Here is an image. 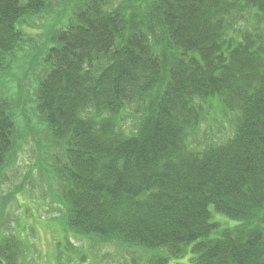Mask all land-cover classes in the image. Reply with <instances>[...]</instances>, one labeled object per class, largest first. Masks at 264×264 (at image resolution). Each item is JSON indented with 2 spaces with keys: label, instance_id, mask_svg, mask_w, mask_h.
Here are the masks:
<instances>
[{
  "label": "trees",
  "instance_id": "trees-1",
  "mask_svg": "<svg viewBox=\"0 0 264 264\" xmlns=\"http://www.w3.org/2000/svg\"><path fill=\"white\" fill-rule=\"evenodd\" d=\"M79 1L41 46L24 28L52 1L0 0V194L31 135L68 232L131 264H264V0ZM23 239L0 232V264Z\"/></svg>",
  "mask_w": 264,
  "mask_h": 264
},
{
  "label": "rangeland",
  "instance_id": "rangeland-1",
  "mask_svg": "<svg viewBox=\"0 0 264 264\" xmlns=\"http://www.w3.org/2000/svg\"><path fill=\"white\" fill-rule=\"evenodd\" d=\"M51 1L53 9L43 12L42 17L28 20V26H25L24 31L29 45L39 43L43 46L45 36L53 30L54 25L60 22L62 12H72L74 5L80 3L79 0ZM122 1L111 0L113 5ZM42 69L35 67L33 74L24 81L30 94H34L32 89L35 82L42 76ZM215 104L221 105L219 101H215ZM221 117L218 113L219 120ZM218 122L209 121L217 134L219 130L222 135L221 128L223 133L229 131L228 127L224 126L227 123L225 119L223 121L221 118L222 126L216 124ZM219 137L220 135H217L215 138ZM39 139L36 140L31 135H27V138L22 140L18 150V160L5 172L4 185L0 194V232H17L28 244L27 255L20 264H59L57 260L59 242L66 244L71 242L89 252L83 260L72 253L73 248L70 249L69 252L74 258H67L68 260L65 261L68 264H129V262L131 264L133 257L136 261L140 258L143 263L142 258L146 255L144 251H132L128 248L122 250L116 244L97 245L95 242L92 244L87 239L66 230L60 219L63 216L62 208L56 201V195L59 192L58 184L52 175L51 161L46 162L48 158L46 147L49 148V146H45L44 144L47 143L40 142ZM2 207H4L3 210ZM220 221L228 223L226 219ZM177 261L189 262L188 259H173L172 264Z\"/></svg>",
  "mask_w": 264,
  "mask_h": 264
}]
</instances>
